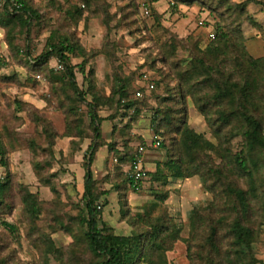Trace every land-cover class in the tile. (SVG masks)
Instances as JSON below:
<instances>
[{
  "label": "rangeland",
  "instance_id": "obj_1",
  "mask_svg": "<svg viewBox=\"0 0 264 264\" xmlns=\"http://www.w3.org/2000/svg\"><path fill=\"white\" fill-rule=\"evenodd\" d=\"M26 1L38 12L29 31H21L19 28L10 45L8 30L0 26V128L9 150L11 173L7 198V206L10 208L0 213V221L6 220L19 226V233L15 235L0 226V259H5V264H44L42 251L34 245L36 238L30 233V223L25 222L23 217V186L37 193L40 200L44 201L46 214L39 224L47 232L51 231L52 225L59 223L78 229L77 217L85 192L86 163L93 134L85 105L80 108L85 122L83 136H79L73 127V136L66 134L69 125L65 113L67 103H61V84L54 80V77H61L65 70H56L59 59L53 58L44 69L33 66L34 59L44 51L51 33L72 34L86 49L97 53L94 58H90L86 69L94 66V79L99 94L112 93L116 74L131 79L132 98V93L146 84L144 74L149 79L162 81L156 91L146 90L144 104L139 106L141 114L131 128L132 135L138 137L132 142L135 152L142 140L150 145L156 135L165 144L160 148H148L145 162L149 171L155 169L156 163L167 159V150L172 149L171 142L175 137V134L164 130L156 133L151 124L154 111L161 107V99L168 97L166 90L173 89L174 94L178 90L172 65L163 61L162 48L175 40L177 48L172 57L173 62L182 61V65L188 63L195 51V41L198 40L201 47L205 48L212 43L209 34L216 31L218 25L228 31L238 25L237 18L240 15L229 14L226 10L225 5H231L234 8L238 6V13L240 8H245L240 17V29L248 51L255 57L264 56V0H230L229 4L222 6L217 4V0H96L82 19L73 22L65 12L71 5L80 3L79 0ZM146 4H150L151 16L144 13ZM155 14L160 15V20H157ZM71 62L74 65L80 64L82 58L71 57ZM76 72L81 88L87 92L88 100L92 101L91 84L83 78L78 67ZM37 73L43 74L44 79H38ZM171 103L174 102L168 101L166 104L172 106ZM187 108L190 127L218 143L206 118L191 97L187 98ZM98 112L104 118L112 113L106 108ZM129 120L128 116H118L115 120L106 118L102 124V145L91 165L97 180L95 194L100 196V221L118 234L129 235L142 230V226L134 223L135 218L143 212L145 206L156 201L153 191L160 188L159 191L168 193V198L159 202L154 215L165 212L167 217L171 216L182 227L181 239L167 252L169 264H203L206 248L202 251L201 245L209 235L210 228L217 225V242L224 250L227 249L231 242L227 228L229 224L225 222L220 226L219 222L229 210L223 184L220 185L216 178L210 176L207 184L199 175L185 179L170 178L167 185L148 182L141 191H135L125 184L121 189L114 187L119 184L115 163L123 145L119 135L112 133L113 124L124 125ZM46 122L52 134L45 132ZM231 135L232 132L223 129V159L211 154V158H208L209 166L224 170L229 180L237 181L245 187L239 169L232 160L244 142L241 136L231 138ZM109 145H112V149ZM38 164L40 167L37 168ZM125 169L126 166L121 168L120 175L128 180ZM46 181L51 182L58 192H53ZM206 185H214V192L208 190ZM211 203L215 205L213 211L203 212L196 232L191 234L192 209H205ZM122 207L127 212L126 216L121 213ZM252 207L251 218L259 233V241L254 245L258 259L256 264H264V219L255 202ZM49 233L55 244L65 252L64 262L52 258L49 264L89 263L92 255L87 252H80L79 262H76L72 252L75 239L64 228L58 227L56 232Z\"/></svg>",
  "mask_w": 264,
  "mask_h": 264
},
{
  "label": "trees",
  "instance_id": "obj_2",
  "mask_svg": "<svg viewBox=\"0 0 264 264\" xmlns=\"http://www.w3.org/2000/svg\"><path fill=\"white\" fill-rule=\"evenodd\" d=\"M19 1L23 4L19 12L0 13V26L8 30L10 45L15 39L17 30L21 28V31H29L32 20L38 16V12L26 0ZM79 1L80 3L71 5L65 12L72 22L82 19L87 10H91L96 0ZM185 1L200 2V0ZM229 1L217 0V4L222 6L229 4ZM146 5L151 9L150 4ZM225 7L229 14L237 13L240 17L245 10L239 7L240 13H238V6L234 8L231 5H225ZM155 16L157 20H160V15L155 14ZM240 17L237 18L238 25H235L233 30L228 31L218 25L214 31L215 38L209 37L212 43L205 48L201 47L198 40L195 41L193 56L183 65L182 61L174 63L172 59L177 48L175 40L162 48L165 58L163 61L172 65L178 81V90L175 94L173 89L166 90L168 97L161 99V107L154 111L151 118V124L156 133L164 130L169 134H175V137L172 138V149L167 150V159L156 163L155 169L149 171V182L156 184V181L167 185L170 178L185 179L199 175L206 184L210 176L216 178L220 185L223 184L222 189L225 192L229 212L220 218L219 223L220 226H223L225 222L229 224L227 228L231 242L224 250L217 242L218 225L211 227L209 235L201 245L202 251L206 248L203 264H256L258 262L254 245L259 241V233L254 227L251 213L252 204L255 202L264 219V56L255 57L248 51L240 29ZM236 30L237 33L234 34ZM96 54L86 49L72 34L51 33L44 51L34 59L35 63L30 60L33 66L39 69L47 67L53 58H58L64 63L63 75L54 77V80L61 84L60 96L63 97L61 103H67L65 113L69 125L66 134L73 136V127L77 129L79 136H83L85 122L80 113L83 105L86 106L89 127L93 134L86 163L85 192L77 217L78 229L74 230L68 225L59 223L52 225L49 232H56L59 227L73 236L75 245L72 252L77 263L79 253L87 252L92 255L88 264H169L167 252L177 240L181 239L182 227H179L171 216L167 217L165 212L154 215L159 202L168 198L167 192L159 191L160 188L153 191L156 201L145 206L143 212L135 218L134 223L142 226V230L134 231L132 234L114 233L99 219L100 196L95 194L97 180L93 176L91 165L96 152L102 145L103 121L106 118L115 120L118 116H128L130 119L124 125L114 123L112 133L119 135L123 145V150L116 154L118 160L116 159L115 167L118 171L119 184L114 187L121 189V186L125 184L132 188L131 182L121 177L120 170L123 166H128L135 158L137 150L134 151L132 142L138 137L132 135L131 128L141 114L139 106L144 104L147 89L144 85L141 87L144 92L143 97H136V91H134L132 98L131 79L122 78L116 74L112 93L99 94L94 79L96 72L94 66L86 69L90 58H94ZM71 57L82 58V62L74 65ZM76 67L79 68L83 78L91 84L92 101L88 100L87 92L78 82ZM37 75L43 74L37 73L36 77ZM154 83L152 92L161 87L162 81L155 80ZM188 97L192 98L199 112L206 118L218 143L190 127ZM168 101L174 102L171 103L172 106L166 104ZM103 108L112 111L106 118L101 117L98 112ZM46 123L45 132L52 134V131L48 129V122ZM223 129L232 132L231 138L241 136L243 139L242 149L233 155L232 160L239 169L245 187L240 186L237 181L229 180L224 175V170L212 169L209 166L208 158H211L213 154L223 159L225 152ZM144 142L142 140L140 145H146ZM109 146L112 149V145ZM161 146L165 144L161 142L158 148ZM0 162L6 172V180L0 187V213H5L6 208H10L7 206V198L11 173L9 150L2 137L1 128ZM36 166L40 167L39 164ZM220 178L223 180H219ZM45 183L50 185L53 192H58L51 182ZM206 186L208 190L214 192V185ZM21 189L23 217L25 222L30 223L32 229L30 233L36 238L34 245L40 252L42 251L44 264H49L52 258L64 262V249L57 246L52 234L39 224L46 214L44 201L40 200L39 195L28 187L23 186ZM214 206V203H211L205 209L200 207L192 209L191 234L196 232L203 212L213 211ZM121 213L126 216L124 207ZM0 226L12 235L19 233V226L6 220H1ZM0 263L5 264V259L1 258Z\"/></svg>",
  "mask_w": 264,
  "mask_h": 264
},
{
  "label": "built area",
  "instance_id": "obj_3",
  "mask_svg": "<svg viewBox=\"0 0 264 264\" xmlns=\"http://www.w3.org/2000/svg\"><path fill=\"white\" fill-rule=\"evenodd\" d=\"M23 4L19 0H0V13L8 11L10 13L19 12ZM144 13L146 16H151V10L147 5H144ZM203 23V22H201ZM210 38H215V33L210 32ZM65 69L64 63L59 59L56 64V70ZM38 79H44L43 75H37ZM143 79L146 81L145 87L148 91H152L155 87L154 79H149L147 74H144ZM143 90L141 88L136 90V97H143ZM162 139L156 135L155 139L150 145H139L135 158L126 166L125 174L127 179L131 182V186L135 191L143 190L149 182V170L146 167L145 155L148 148H158L161 145ZM6 180V172L0 162V187ZM100 208V206L98 207Z\"/></svg>",
  "mask_w": 264,
  "mask_h": 264
},
{
  "label": "crops",
  "instance_id": "obj_4",
  "mask_svg": "<svg viewBox=\"0 0 264 264\" xmlns=\"http://www.w3.org/2000/svg\"><path fill=\"white\" fill-rule=\"evenodd\" d=\"M149 164V163H148Z\"/></svg>",
  "mask_w": 264,
  "mask_h": 264
}]
</instances>
